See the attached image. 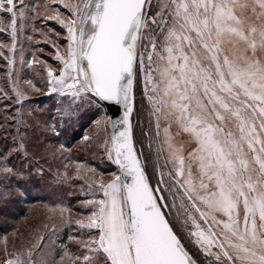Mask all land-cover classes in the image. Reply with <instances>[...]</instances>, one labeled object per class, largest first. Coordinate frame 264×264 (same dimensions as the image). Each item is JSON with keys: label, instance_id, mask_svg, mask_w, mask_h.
<instances>
[{"label": "snow or ice", "instance_id": "obj_1", "mask_svg": "<svg viewBox=\"0 0 264 264\" xmlns=\"http://www.w3.org/2000/svg\"><path fill=\"white\" fill-rule=\"evenodd\" d=\"M50 3L71 15L54 8L46 17L67 31L63 54L53 43L62 68L59 75L48 69L49 94L66 98L67 119L81 105L123 107L121 119L105 113L94 121L111 126L101 146L119 174L100 181L103 198L85 202L95 210L76 224L90 238L77 241L82 261L68 264H197L185 239L208 264H264V0ZM30 9L25 0H0V23L11 16L14 41ZM137 84L155 186L133 137ZM17 139L18 147L0 153V176L19 186L24 165L4 163L26 155ZM44 240L11 254L5 248L11 258L3 264H55Z\"/></svg>", "mask_w": 264, "mask_h": 264}, {"label": "rangeland", "instance_id": "obj_2", "mask_svg": "<svg viewBox=\"0 0 264 264\" xmlns=\"http://www.w3.org/2000/svg\"><path fill=\"white\" fill-rule=\"evenodd\" d=\"M25 3L35 5V11L29 10L30 19L26 18L23 22L18 20L15 41L11 35V16L4 14L3 22L0 23V28L3 29L0 31V153H7L10 149L18 147L21 141H13V137L18 136L23 137L22 142L26 148V155L21 151L4 161L8 167L14 169L24 165L25 173L23 178L19 179V186L17 179L6 180L0 176V192L5 197L0 200V224L6 227L11 223L3 216V212L10 217L13 214L11 201H16L17 205L28 201L32 205L23 206L26 211L16 229L0 237V264L11 258L5 254V248L8 254L26 250L33 243L39 242V237L44 232L48 236L44 251H52L53 245L56 244V234L68 223V211L61 215V209H68L65 200L69 197L73 199V195L83 196L81 202L76 205L86 209V212L79 216L78 220L87 223V217L95 209L85 202L103 198V193L98 188L100 181L107 183L113 178V174L118 175L113 162L107 158L101 146L104 141L110 140L109 126L98 129L94 123L105 114L104 108L98 111L94 105H81L73 117L67 119L63 111L66 98L59 93L49 94L47 71L50 68L55 75H59L62 68L60 61L55 59L56 48L53 43L57 44L63 54L67 48V31L57 21L48 20L46 17L54 15V8H58L64 17L70 16V11L60 4H51L50 0H25ZM28 81H31V84ZM136 91L137 116L140 122L146 125L145 114L140 110L139 84ZM17 92L23 95L18 97ZM60 118L64 119V123H59ZM73 118H77L76 122ZM82 126L87 127V130L79 132V127ZM56 127L62 131L61 134H56ZM45 136H49L51 141L46 140ZM85 136L90 139L84 140ZM54 139L63 141L68 146L77 141L70 148L72 150L85 144L86 152L95 162L94 166L79 164L78 169V163L68 162L71 151L55 146ZM148 142L144 137L143 143L147 146ZM38 169L42 171L38 172ZM157 178L155 173L153 186L156 185ZM73 180H79L81 185H76ZM34 200L39 202L33 203ZM77 228L86 235L84 241H87L90 238V230L78 225ZM91 234L95 235V230H91ZM189 245L200 261L208 264L210 258H205L193 244ZM83 254L84 250L80 255L81 261Z\"/></svg>", "mask_w": 264, "mask_h": 264}, {"label": "trees", "instance_id": "obj_3", "mask_svg": "<svg viewBox=\"0 0 264 264\" xmlns=\"http://www.w3.org/2000/svg\"><path fill=\"white\" fill-rule=\"evenodd\" d=\"M137 98H138V96H137V91H136V111H134V118H133L134 138H135V143H136L138 150L141 148L142 145L144 147V153L145 154L142 157V161L146 164L145 171H146L147 175L149 176L150 183L153 185V179H154V175L156 173V170L154 168L155 155L153 154V155L149 156L147 146L143 143V140H144L143 131L145 130L146 125L143 124V122H140L141 120L137 116V113H138V111H137V106H138ZM73 119L76 122L77 118H73ZM75 122H74V124H75ZM59 123H64V119L60 118ZM55 130H56L55 131L56 134H61L60 132H62L59 129V127H56ZM82 130L84 132L85 130H87V127H84V126L79 127V132H81ZM45 139L49 140V142L51 141V138L49 136H45ZM76 142L77 141H74L73 144ZM53 143L55 146H57L59 148L71 151V154L69 155L71 160L69 159L68 162L73 161V162L78 163V164H84L88 167L94 166L95 162L92 161V159L89 157V154L86 152V149L84 147L85 144L81 145L77 149L72 150L70 148L73 147V144L71 146H68L65 144V142L58 141L57 139ZM86 145H87V143H86ZM80 150H82L83 152H81ZM74 182L78 186L81 185V182L79 180L77 182L76 181H74ZM66 192H68V191H66ZM81 197H83V196L73 195V199H71L69 197L68 200H65L67 208L69 210L68 211L69 219H68V223L61 229V231L58 234H56V238L54 239L56 241V244H54L53 247L51 246L52 247V251H51L52 255L50 257V260H54L55 264H68L70 258L74 259L76 257H80L81 253H83V249L80 247V244L77 243V241H79L80 243H83L86 235L82 234L81 230H79L77 228V224H76L78 217L84 215L86 212V209L82 208L81 206L76 205L79 202H81V200H82ZM38 202H39V200H36V201L34 200L33 203H38ZM10 204L12 206L11 208H12L13 214L10 217L9 214L3 212V216L6 219H9V221L11 223H10V225H7L6 227L4 225L0 224V237L8 234L11 230L16 229L17 224H19V221L21 220V218L23 217V215L26 211V209L23 206H27L28 204L32 205V203H28V201H25V203H22L19 205H17L16 201H11ZM177 230L179 231L178 225H177ZM42 236L45 237V240L43 241V244H44L47 241L46 239H48L47 238L48 236L46 235L45 232H44V234H42ZM73 238H75V239H73ZM183 242L185 243L186 248L189 250L190 254L193 255V258L197 260V263L203 264L200 261L199 257L197 256L196 252H194L193 248H191V246L189 245L187 240L185 239ZM65 250L68 251L69 257H65L64 262H61V260H60L61 253L64 252Z\"/></svg>", "mask_w": 264, "mask_h": 264}, {"label": "water", "instance_id": "obj_4", "mask_svg": "<svg viewBox=\"0 0 264 264\" xmlns=\"http://www.w3.org/2000/svg\"><path fill=\"white\" fill-rule=\"evenodd\" d=\"M103 108L105 110V113L110 115L114 120L121 119L122 116H123V107L120 106V105H115V104L105 105ZM133 118H134V113H133V116L131 118L132 119V123H133ZM111 135H112V129H111V126H109V137L110 138H111ZM133 137H134V131H133ZM134 141H135V138H134ZM136 148H137V146H136ZM113 165H114L115 169L117 170V172L119 174L118 166L115 163H113Z\"/></svg>", "mask_w": 264, "mask_h": 264}]
</instances>
